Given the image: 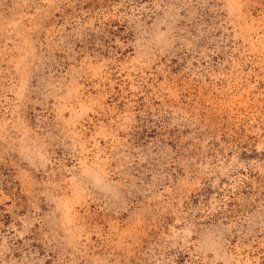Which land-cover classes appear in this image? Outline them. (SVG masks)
Returning a JSON list of instances; mask_svg holds the SVG:
<instances>
[{
  "label": "rangeland",
  "instance_id": "1",
  "mask_svg": "<svg viewBox=\"0 0 264 264\" xmlns=\"http://www.w3.org/2000/svg\"><path fill=\"white\" fill-rule=\"evenodd\" d=\"M0 264H264V0H0Z\"/></svg>",
  "mask_w": 264,
  "mask_h": 264
}]
</instances>
